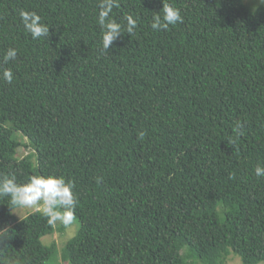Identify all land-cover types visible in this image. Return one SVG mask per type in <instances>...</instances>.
Here are the masks:
<instances>
[{"label": "trees", "instance_id": "trees-1", "mask_svg": "<svg viewBox=\"0 0 264 264\" xmlns=\"http://www.w3.org/2000/svg\"><path fill=\"white\" fill-rule=\"evenodd\" d=\"M164 2L183 23L153 31L163 0H120L112 18L137 28L102 52L99 0H0V64L18 50L4 65L13 82L0 80V177L74 183L65 264L264 262V5ZM21 9L47 38L25 32ZM21 148L32 153L18 159ZM8 203L0 264H48L57 247L42 238L67 228L37 211L18 222Z\"/></svg>", "mask_w": 264, "mask_h": 264}, {"label": "clouds", "instance_id": "clouds-1", "mask_svg": "<svg viewBox=\"0 0 264 264\" xmlns=\"http://www.w3.org/2000/svg\"><path fill=\"white\" fill-rule=\"evenodd\" d=\"M264 5V0H259ZM120 7V0H99L97 23L101 29L102 52H107L113 42L118 40L122 33L127 32L129 36L134 35L137 21L132 15L124 17L125 23L117 22L111 14L114 8ZM20 22L27 34L33 40H40L49 36V27L42 22L41 16L35 11L21 9L19 11ZM183 23V16L179 8L163 0L162 12H155L150 27L153 31H165L170 26ZM18 56L16 48L9 47L3 56V64H0V80L11 84L14 73L11 67H5ZM244 124L237 121L232 131L235 139H230V144H235L236 139L244 134ZM145 133L141 131L139 138L143 139ZM257 177H264V165L258 164L254 168ZM99 182V178H97ZM74 183L66 181L63 176L32 175L26 182L17 183L15 176L0 177V198H7L11 211L13 209H34L40 212L49 225L59 223L74 234L75 211L78 200L74 194ZM15 213V212H14ZM4 239H0V244Z\"/></svg>", "mask_w": 264, "mask_h": 264}, {"label": "rangeland", "instance_id": "rangeland-1", "mask_svg": "<svg viewBox=\"0 0 264 264\" xmlns=\"http://www.w3.org/2000/svg\"><path fill=\"white\" fill-rule=\"evenodd\" d=\"M246 2V0H245ZM246 3L249 4H253V5H259V0H247ZM20 142L22 144L27 143L26 139L24 138H19ZM30 153H32L30 150H26L21 148L18 151L17 154V158L18 159H22L26 156H28ZM15 212V213H14ZM36 212L34 209H28V210H20V209H15L13 211V216L15 217V219L20 222L23 219H25L29 214ZM59 226V223L56 224V227ZM79 229V223L77 221H75L74 223V234L70 235V230L66 229V231L64 233H60L59 231H56V233L53 236H47L42 238V244L45 246H49L50 244H55L57 247V252L58 254H56V257L53 258V260H51L48 264H65L62 262L60 256V251L64 245L65 242H68L69 240H71L78 232ZM226 264H242L241 260L239 259V257L236 256H230L228 258V261ZM260 264H264V262L260 263Z\"/></svg>", "mask_w": 264, "mask_h": 264}]
</instances>
